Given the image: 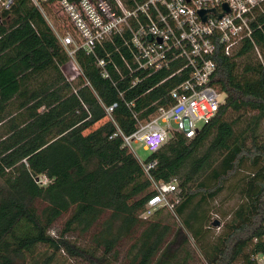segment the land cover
<instances>
[{
	"label": "trees",
	"instance_id": "1",
	"mask_svg": "<svg viewBox=\"0 0 264 264\" xmlns=\"http://www.w3.org/2000/svg\"><path fill=\"white\" fill-rule=\"evenodd\" d=\"M56 1L43 2L45 16L30 0H15L0 13V264H52L60 253L110 264L123 252L122 264H251L264 252V13L252 25L261 60L251 41L230 58L216 50L211 85L225 103L193 139L174 133L151 153L145 162L155 167L147 176L120 132L131 136L132 112L148 118L176 80L158 86L165 70L131 87L135 75L122 64L127 50L114 37L95 56L79 50L82 76L67 82L61 70L67 54L51 28ZM97 59L110 61L109 79ZM234 113L239 118L228 122ZM243 169L246 198L204 243L213 227L210 204ZM171 181L181 199L174 211L158 208L143 217L153 182ZM188 234L200 245L197 261L186 249ZM39 246L48 251L35 252Z\"/></svg>",
	"mask_w": 264,
	"mask_h": 264
},
{
	"label": "built area",
	"instance_id": "2",
	"mask_svg": "<svg viewBox=\"0 0 264 264\" xmlns=\"http://www.w3.org/2000/svg\"><path fill=\"white\" fill-rule=\"evenodd\" d=\"M30 1L45 16L42 5L48 0ZM14 2L0 0V13L10 10ZM56 5L72 31L60 34L51 26L67 54L68 60L61 69L67 82L82 76L75 61L79 50L95 56L97 46L113 42L114 37L120 38L121 46L127 50L129 59L122 57V64L129 77L135 75L131 87L165 70L170 73L158 86L176 80L174 87L160 99L163 103L148 118L140 117L142 111L132 112L135 130L131 136L120 132L123 146L134 154L133 144L141 145L151 154L161 149L174 133L193 139L201 131L198 124L203 127L217 116L225 103V95L211 85L217 68L212 58L219 47L223 55L230 58L245 41L253 43L252 25L264 13V0H129V3L124 0H57ZM203 11L205 21L200 15ZM253 45L261 60L258 47ZM109 63L97 59L105 79H109ZM114 68L121 75L119 67L114 65ZM177 79L182 81L177 82ZM132 106L133 103L127 105ZM113 109L105 108V112L110 115ZM138 161L149 176L155 162ZM38 183L46 185L47 181L40 178ZM153 188L156 193L149 199L143 217L158 208L173 212L181 200L177 182H153ZM256 242L257 239L253 241ZM251 264H264V252L253 256Z\"/></svg>",
	"mask_w": 264,
	"mask_h": 264
},
{
	"label": "rangeland",
	"instance_id": "3",
	"mask_svg": "<svg viewBox=\"0 0 264 264\" xmlns=\"http://www.w3.org/2000/svg\"><path fill=\"white\" fill-rule=\"evenodd\" d=\"M50 16L52 18L53 24L55 25V29L57 28L60 32H71V28L69 26V24L67 23L66 19L64 20L60 14L59 11L56 7L51 6L50 10H49ZM61 34V33H60ZM239 118V114L238 113H234V114H229L226 117V120L228 122H232L235 121V119ZM247 119L246 116L241 117L240 121L238 122V124L236 125V128H240L243 125V122ZM198 127L201 129L202 128V124H198ZM260 131H259V141L260 142H264V121L261 124L260 127ZM132 149H134L135 152V157L140 160L141 162H145L147 160V158L149 157V153L144 151L141 147V145L138 144H133ZM249 173V170L247 169H243V171H241L240 173L236 174V176H234L233 178L230 179V181L226 184L225 190L223 192L220 193V195L217 197V199L210 204L211 207V220L212 222L214 221H219L221 222V225L223 222H225V220H227L229 218V214L237 207V205L243 200L245 199V193L247 191V184L245 183L246 181V177L247 174ZM42 181V180H41ZM203 183L205 184L206 187L212 186L213 185V181H211V179H207V180H202ZM181 222L178 221L177 222V226H181L180 225ZM59 226H61V224H59L58 226H56L57 228H59ZM53 234L56 233V228L52 230ZM209 232V235L207 237V239H205L204 243H209L210 241H212L215 237H217L221 232L218 230V228H211ZM188 238V243L186 245V249L189 250L191 252V254L193 256H195L196 261L199 260L198 255H201V250H199V243H196L195 240H193L190 235L188 234L187 236ZM72 241H74V239H71ZM81 242V241H80ZM80 245H82L83 243H78ZM44 251H48L46 250L45 247L39 246L36 248L35 252H44ZM48 255L50 253L46 252ZM201 260V259H200ZM124 262V252L120 254L119 259L117 262L114 261H109L110 264H122ZM52 264H88L86 261H82L80 259H76V258H70L67 257L65 254L60 253L57 254L53 260H52Z\"/></svg>",
	"mask_w": 264,
	"mask_h": 264
},
{
	"label": "water",
	"instance_id": "4",
	"mask_svg": "<svg viewBox=\"0 0 264 264\" xmlns=\"http://www.w3.org/2000/svg\"><path fill=\"white\" fill-rule=\"evenodd\" d=\"M224 10L228 11L227 8H226L225 6H224ZM213 13H214V12H213ZM200 15H201L203 21H205V19H206V16H205L206 13L203 11V12H200ZM220 17H221V16H220ZM220 225H221V222H219V221H214V222H212V226H213L214 228H219Z\"/></svg>",
	"mask_w": 264,
	"mask_h": 264
}]
</instances>
